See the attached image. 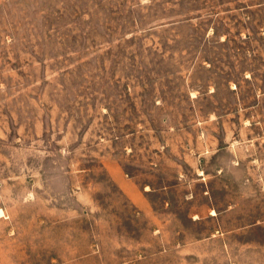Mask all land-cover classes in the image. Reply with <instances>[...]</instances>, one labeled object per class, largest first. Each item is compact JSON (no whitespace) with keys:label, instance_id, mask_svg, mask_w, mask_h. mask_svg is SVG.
<instances>
[{"label":"rangeland","instance_id":"1","mask_svg":"<svg viewBox=\"0 0 264 264\" xmlns=\"http://www.w3.org/2000/svg\"><path fill=\"white\" fill-rule=\"evenodd\" d=\"M0 264H264V0H0Z\"/></svg>","mask_w":264,"mask_h":264},{"label":"crops","instance_id":"2","mask_svg":"<svg viewBox=\"0 0 264 264\" xmlns=\"http://www.w3.org/2000/svg\"><path fill=\"white\" fill-rule=\"evenodd\" d=\"M110 175L120 190L127 196L131 203L138 208V210L143 212H148L150 210V203L129 176H126V174L116 166H112L110 169Z\"/></svg>","mask_w":264,"mask_h":264}]
</instances>
